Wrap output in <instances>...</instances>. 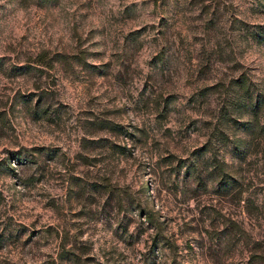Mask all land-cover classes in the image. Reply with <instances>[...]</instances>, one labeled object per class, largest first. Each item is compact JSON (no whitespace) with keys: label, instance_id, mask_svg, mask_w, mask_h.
Segmentation results:
<instances>
[{"label":"rangeland","instance_id":"374dc122","mask_svg":"<svg viewBox=\"0 0 264 264\" xmlns=\"http://www.w3.org/2000/svg\"><path fill=\"white\" fill-rule=\"evenodd\" d=\"M0 264H264V0H0Z\"/></svg>","mask_w":264,"mask_h":264}]
</instances>
